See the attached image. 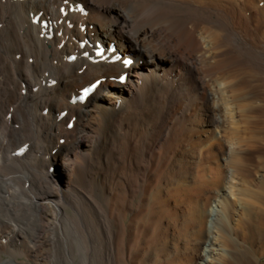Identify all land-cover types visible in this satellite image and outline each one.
I'll return each mask as SVG.
<instances>
[{
	"label": "bare ground",
	"instance_id": "6f19581e",
	"mask_svg": "<svg viewBox=\"0 0 264 264\" xmlns=\"http://www.w3.org/2000/svg\"><path fill=\"white\" fill-rule=\"evenodd\" d=\"M262 257L264 0H0V264Z\"/></svg>",
	"mask_w": 264,
	"mask_h": 264
},
{
	"label": "rangeland",
	"instance_id": "374dc122",
	"mask_svg": "<svg viewBox=\"0 0 264 264\" xmlns=\"http://www.w3.org/2000/svg\"><path fill=\"white\" fill-rule=\"evenodd\" d=\"M61 143H64L65 142V138H62L61 140ZM220 163V164H219ZM212 164V165H211ZM208 167H210L211 166V168H213L214 169V171H218V170H220L221 169V165H222V160L220 159V157H218L217 159L214 157V158H212L210 161H209V163H208ZM218 166V167H217ZM256 170H261V169H256ZM54 172H55V168H53L52 169V174H54ZM60 176V175H59ZM253 187H255L256 188V185H253ZM258 204H259V206H261V204L258 202ZM230 262H232V263H234L235 261H234V258H231L230 260H229ZM230 262H228L229 264H230ZM231 263V264H232ZM241 264H244V263H241ZM261 264H264V257H262L261 258Z\"/></svg>",
	"mask_w": 264,
	"mask_h": 264
}]
</instances>
